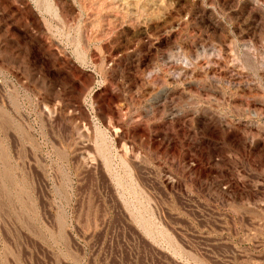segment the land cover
Returning <instances> with one entry per match:
<instances>
[{"label":"rangeland","instance_id":"obj_1","mask_svg":"<svg viewBox=\"0 0 264 264\" xmlns=\"http://www.w3.org/2000/svg\"><path fill=\"white\" fill-rule=\"evenodd\" d=\"M0 264H264V0H0Z\"/></svg>","mask_w":264,"mask_h":264}]
</instances>
